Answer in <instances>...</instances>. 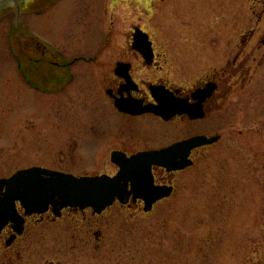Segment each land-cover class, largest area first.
I'll use <instances>...</instances> for the list:
<instances>
[{
	"label": "rangeland",
	"instance_id": "obj_1",
	"mask_svg": "<svg viewBox=\"0 0 264 264\" xmlns=\"http://www.w3.org/2000/svg\"><path fill=\"white\" fill-rule=\"evenodd\" d=\"M202 1L55 0L35 17L32 2V13L19 21L0 12V179L61 161L59 135L79 139L95 127L111 132L109 117L101 119L93 110L99 88L94 68H72L75 82L65 94L34 93V34L71 59L84 50L92 57L107 44L99 60L109 62L110 49L139 27L156 45L169 46L190 76L200 77L225 67L227 56L236 53L238 29H252L257 21L252 0H208L212 13L206 15L196 8ZM101 65L97 71H106L108 64ZM248 67L252 74L223 110L205 123L180 127L183 134H218L221 141L178 175L172 198L150 214L113 208L88 219L92 224L76 227L65 220L40 227L37 243L33 229V239H20L11 249L20 258L0 264H264V64L250 61ZM63 161L81 171L69 158ZM97 232L102 239H95Z\"/></svg>",
	"mask_w": 264,
	"mask_h": 264
},
{
	"label": "flooded vegetation",
	"instance_id": "obj_2",
	"mask_svg": "<svg viewBox=\"0 0 264 264\" xmlns=\"http://www.w3.org/2000/svg\"><path fill=\"white\" fill-rule=\"evenodd\" d=\"M54 1L1 0L0 12L5 16L15 14L19 21L18 16L22 12H31L32 2H34L35 17L45 14ZM202 2L201 6L196 5L197 9L200 7V14L212 13V5L209 1ZM251 5L252 13L257 15L256 26L252 29H238L237 37L240 38L238 45H234L236 53L231 56V59H228L229 55L227 56L225 63H228L225 67L219 71L210 69L200 77L197 76V73H194L193 77L190 76L184 69V64L175 59L173 50L169 46L156 45L148 33L152 49V58L149 61L138 51L143 45L132 42L133 31L126 43L113 46V49H110L109 62L99 60L107 44L96 49L92 57H86V50H84L77 52L76 56L71 59L64 52L55 48L48 49L46 45L34 38L37 50V53L34 52V93L52 97L65 94L69 85L73 84L76 78L71 69L81 63L90 66L94 68L92 73L99 84V88L95 92L96 96L93 98L95 100L93 110L95 115L97 114L96 116L101 119L106 118L108 121L109 117L111 122H107V124L111 127V132L114 130L112 134L108 133V130L100 131V128L95 127L89 134L72 140L68 139V133L59 135L62 139L56 140L55 145L58 144L63 148L57 153V155H61L62 160L56 164L48 162L49 164L36 165L34 168H42L74 177L107 176L113 178L121 171L114 159L123 161L135 156L156 154L199 137L218 138L215 144L190 150L188 160L192 163L190 167L192 168L196 164V157L218 144L221 141V136L195 131L184 133L186 134L184 137L180 127L205 123L212 118L215 111L223 110L232 91L241 83H244L242 85L244 87L246 84L244 78L247 75L250 76V73L252 74L248 63L256 62L258 66L264 64V0H252ZM88 7L86 5L83 9L86 10ZM98 9L101 10L100 5H98ZM245 18L244 12L241 14V19L245 20ZM254 39H256L255 44L251 45ZM25 57L26 61L33 60V57L29 55ZM101 64H108L105 68L106 71H97V67ZM102 65L101 68H103ZM118 123L123 126V130L119 132H117ZM129 129L134 134L127 132ZM124 136H126L125 139H123ZM165 142L170 143L164 144ZM138 143L145 144V146L139 149ZM53 158L52 156L51 159ZM63 158H69L72 161V165H75L73 169L81 166V171L75 173L69 164H65ZM76 159L79 165H77ZM186 170L168 172L166 168L159 165L154 164L150 167L153 186L172 189L170 197L155 203L150 213L175 195L177 177ZM127 186L128 190H131V184L128 183ZM144 207L143 200L136 199L134 201L133 196H130L124 203L115 201L101 214L94 213L90 208L85 210L66 208L56 215L54 210L49 208L41 215L24 216V211L18 205V213L23 219L22 234L17 235L12 224H8L4 228L0 234V259L10 261L14 256L20 258V253L11 251V249L20 239H33V235H31L33 229L34 243H37L36 239L40 233L37 230L40 227L60 225L65 220L78 227L92 224V222H88V219L99 218L113 208L133 214L135 212L143 213ZM94 237L102 239L100 232L95 233Z\"/></svg>",
	"mask_w": 264,
	"mask_h": 264
},
{
	"label": "water",
	"instance_id": "obj_3",
	"mask_svg": "<svg viewBox=\"0 0 264 264\" xmlns=\"http://www.w3.org/2000/svg\"><path fill=\"white\" fill-rule=\"evenodd\" d=\"M133 43L143 45L138 51L147 61L151 60V42L139 28L134 29ZM217 140L201 137L156 154L123 161L114 159L121 168L115 178H75L40 168L19 171L9 179L0 180V233L8 224H12L16 234L22 233L23 219L17 211V204H20L25 216L43 214L50 207L56 215L65 208H91L96 214H101L116 200L124 203L129 196H133V200H143L144 212H149L156 202L168 198L172 192L171 188L153 186L150 167L155 164L169 172L185 170L192 165L188 160L190 150L211 145ZM128 183L131 184L130 191Z\"/></svg>",
	"mask_w": 264,
	"mask_h": 264
}]
</instances>
